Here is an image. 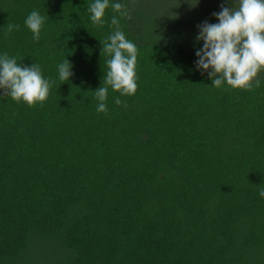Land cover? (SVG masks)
<instances>
[{"label":"trees","instance_id":"1","mask_svg":"<svg viewBox=\"0 0 264 264\" xmlns=\"http://www.w3.org/2000/svg\"><path fill=\"white\" fill-rule=\"evenodd\" d=\"M122 3L137 88L117 105L109 87L105 113L108 23L85 0H0V51L52 82L32 106L0 95V264H264V70L247 90L194 66L197 25L229 5ZM33 9L48 16L38 41Z\"/></svg>","mask_w":264,"mask_h":264},{"label":"clouds","instance_id":"2","mask_svg":"<svg viewBox=\"0 0 264 264\" xmlns=\"http://www.w3.org/2000/svg\"><path fill=\"white\" fill-rule=\"evenodd\" d=\"M188 2L194 7L199 0ZM85 3L89 21L97 27L108 23L111 29L102 45L108 57L103 86L93 90L97 101L95 110L106 113L109 87L119 92V96L113 98L117 105L122 103L120 96L135 94L138 48L126 37L118 19L126 15L122 0H85ZM225 3L229 6L221 4L220 10L211 14L217 22L205 20L197 25L195 40L202 41V44L194 52L195 70L201 75L207 73L213 87L226 84L247 90L252 89L253 85L258 88L261 86L258 73L264 70V0H235V7L234 0H225ZM109 7L117 15L106 21L105 10ZM47 18L37 9L25 16L23 23L31 32L33 41L40 39ZM19 27L18 24L9 23L6 31L11 32ZM57 75L61 82L72 75L71 64L66 58L57 64ZM51 84L42 75L38 63L21 65L15 56L0 51V95L6 94L17 103L32 106L47 99ZM258 195L264 198V188L258 189Z\"/></svg>","mask_w":264,"mask_h":264}]
</instances>
